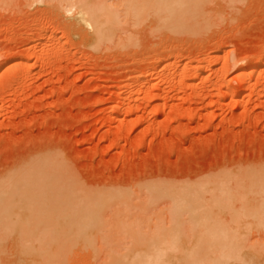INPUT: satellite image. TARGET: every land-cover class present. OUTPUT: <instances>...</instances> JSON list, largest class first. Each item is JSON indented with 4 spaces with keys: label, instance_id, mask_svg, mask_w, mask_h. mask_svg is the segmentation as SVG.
<instances>
[{
    "label": "rangeland",
    "instance_id": "obj_1",
    "mask_svg": "<svg viewBox=\"0 0 264 264\" xmlns=\"http://www.w3.org/2000/svg\"><path fill=\"white\" fill-rule=\"evenodd\" d=\"M0 64V179L54 154L84 193L126 196L99 211L94 253L73 262L115 263L111 250L143 248L137 236L158 231H177L178 247L208 246L188 212L171 217V201H151L148 189L264 166V0H0ZM4 208L0 264H16L28 239ZM220 216L224 230L235 226ZM247 218L250 228L241 219L222 242L264 264V228ZM177 253L166 264H183Z\"/></svg>",
    "mask_w": 264,
    "mask_h": 264
},
{
    "label": "bare ground",
    "instance_id": "obj_2",
    "mask_svg": "<svg viewBox=\"0 0 264 264\" xmlns=\"http://www.w3.org/2000/svg\"><path fill=\"white\" fill-rule=\"evenodd\" d=\"M111 11L115 12L113 9H111ZM260 66V61L253 62L249 65L246 72L255 71ZM246 72L240 71L238 77L241 79ZM149 81L148 78L143 81L142 87L150 86L151 81ZM234 91L233 88H228L226 93L230 94L234 93ZM128 95L127 90L122 92L121 100H125ZM21 166L24 167L18 170L15 169V171H11L9 174L7 173V175L0 179V209L5 205L3 211L6 210L10 213L12 219L10 218L9 221L11 224H14L13 230H20L21 235L23 234L28 239L29 244H25L27 246H24V248L22 247L23 249L19 248V254L17 253V255H19V260H16L18 262L16 264H79L81 259H79L78 262H76L77 260L73 262V259H76V253L81 252L82 254L84 250L90 251L92 248L90 238H94L95 234L97 235L100 233L99 229H101L102 225L100 224L101 218L99 211L105 205H108V202L111 203L116 200L119 202H125L126 196L124 194L114 193H84L74 175H72L73 173L70 172L66 164L58 155L49 154L45 156H37L35 159H31L29 162L24 163V165ZM18 168L21 167L19 166ZM260 168V171L255 172L253 168H251V170L246 169L243 172H239L238 170V172L234 173L225 174L223 172L224 174H220L211 179H205V181H201L196 185H186L185 187H182L183 189H176L166 185L149 188V199L151 201L157 202L161 199L163 200L167 198L171 201L172 204L169 207L168 212L171 217L177 218L180 216L181 212H188L193 219L196 220L195 225H198V227L201 226L203 229L204 238L201 239L203 236L200 235V242L205 240L208 243H205V241L203 243L208 244V246H204V248L178 247L179 245L177 244H179L178 242L180 240L179 238H176L178 235L173 237V234H177V231L175 232L174 230H168L165 232L158 231L150 235L151 237L146 235L147 238L145 235L140 236L139 234L140 237L137 236L135 241L137 244L147 245L151 243L154 244V246L151 247L145 245V247L142 248L140 246L141 248L137 247V249L127 247L124 248L123 253L111 250V257L113 255L118 257L117 259H114L116 261L112 260V262L115 263L111 264H124L123 259H126L127 257L131 258L128 261L132 263L129 264H166L171 251H180V253L177 254H183L182 257L185 260L183 264H230L229 260L239 261L240 264H252V256L250 257V254L248 255L249 257L244 256L240 252L239 245L235 247L236 245L232 246V244H230L231 247L230 245L223 243L226 241H223L225 239L222 238L224 237L223 234H227L228 229L226 232V228H231L232 224L228 227L226 225L224 230V224L221 226L222 223L219 219H221L220 214L222 212L228 213L231 215L229 218L230 221L235 222V226L232 225V228L240 224L241 227H238L240 229L246 222L243 219L248 216V218H255L257 222L261 223L259 227L257 226L259 223H253V227L255 225L254 229L257 228L256 230L259 231L263 230L264 166ZM208 193L209 195L207 196L209 197L206 198L205 194ZM254 193H258V195L260 194V197L262 195L261 199H259L260 197L258 198L257 195L255 196V198L258 199V201L255 200L256 203L251 202V199H253L252 194ZM249 194L252 196H248ZM6 197H10V199H7ZM5 200L7 201V204ZM234 201L239 204H236L233 208L232 206L235 204ZM236 207L238 208L236 209ZM31 219L34 223H32ZM241 219L243 222L239 221ZM254 221L255 220H253V222ZM31 224H33L32 227ZM40 227L42 228L38 230ZM250 227L245 226L244 228L247 229ZM260 227L261 229H259ZM230 228L229 232L232 231L231 234H234L235 232L237 233L236 230H239L237 228H235V230H233L234 228H231V230ZM97 230L99 231L96 233ZM229 232L228 234H230ZM245 232L248 233L247 231ZM163 234L172 236V238L162 239L161 236H165ZM206 234L209 235L207 239L205 238ZM210 235L215 236L211 237ZM234 237L235 239L238 238L235 235ZM164 242H168L170 245L157 247ZM229 242L231 243V241ZM21 246H23V244ZM21 246L19 245V247ZM132 250H154V252L136 253L131 252ZM86 253H84V256ZM244 253H246V251ZM166 256L167 260L165 262L164 259L166 258L164 257ZM170 256L174 259L172 257L174 255ZM94 257L95 256H93V258ZM81 258L83 259V257ZM144 258H148V261L141 262ZM87 261L88 260H86V262ZM83 262L85 263V260L80 263L82 264ZM171 264H173L172 261ZM232 264L234 263L232 262Z\"/></svg>",
    "mask_w": 264,
    "mask_h": 264
}]
</instances>
